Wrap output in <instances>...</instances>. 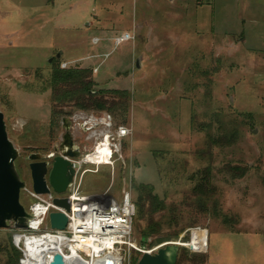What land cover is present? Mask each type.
Masks as SVG:
<instances>
[{"label": "rangeland", "instance_id": "1", "mask_svg": "<svg viewBox=\"0 0 264 264\" xmlns=\"http://www.w3.org/2000/svg\"><path fill=\"white\" fill-rule=\"evenodd\" d=\"M124 32L135 40L115 46ZM55 58L67 68L97 69L96 90L130 94L126 116L100 112L132 129L123 159L85 166L99 171L81 187L113 197L130 190L137 206L135 187L151 185L165 202L164 211L151 215L147 206L143 219L134 217L137 250L125 264L175 243L183 245L177 264H197L194 256L264 264V0H0V113L19 153L27 210L34 203L29 157L54 153L66 134L63 120L93 112L67 104L60 109L67 115L53 122ZM70 133L83 152L84 137L72 126ZM233 133L228 143L207 141ZM207 167L216 190L208 199L193 194ZM13 228L0 229V264H19ZM199 231L208 247L192 249Z\"/></svg>", "mask_w": 264, "mask_h": 264}, {"label": "built area", "instance_id": "2", "mask_svg": "<svg viewBox=\"0 0 264 264\" xmlns=\"http://www.w3.org/2000/svg\"><path fill=\"white\" fill-rule=\"evenodd\" d=\"M134 40L135 35L124 32L113 41L118 47ZM98 43L99 40L95 39L94 44ZM68 65L62 64V68L66 69ZM93 72L96 74L98 70ZM71 123L72 129L84 137L83 156L74 162L79 165L74 184L64 195L53 190L48 195H37L33 188L27 190L34 200L27 210L31 216L28 229L13 228L12 236V243L21 254L19 264H52L57 254L63 256L65 264H107L110 261L125 264L126 257L132 250H137L133 241L137 206L131 191L125 190L119 197L107 193L88 195L81 191V187L87 173L99 171L84 169L85 166H111L123 159V145L131 137L132 129L117 124L111 114L99 112L76 113ZM93 155L105 158L92 161L90 157ZM58 198L70 201V212L54 204ZM53 212L64 213L68 217L65 231L51 229L49 217ZM46 245L50 247L47 252L42 249ZM200 246L204 248L200 242L194 249Z\"/></svg>", "mask_w": 264, "mask_h": 264}, {"label": "water", "instance_id": "3", "mask_svg": "<svg viewBox=\"0 0 264 264\" xmlns=\"http://www.w3.org/2000/svg\"><path fill=\"white\" fill-rule=\"evenodd\" d=\"M137 67L141 68L140 59ZM63 124L66 134L49 157L51 162L45 161L41 154L29 157L33 191L37 195H48L51 190L64 195L74 184L79 169L74 162L81 159L83 153L70 133L72 123L64 119ZM18 157V151L8 137L5 116L0 113V229H8L14 224L17 230H27L31 218L21 203V192L26 189V183L21 181L15 167ZM54 204L66 212L71 210V203L66 198H58ZM49 219L51 229L56 231H65L69 223L68 217L60 212L51 213ZM182 246L175 243L159 249L156 254L145 252L138 264H177ZM52 264H65L63 256L55 255Z\"/></svg>", "mask_w": 264, "mask_h": 264}, {"label": "trees", "instance_id": "4", "mask_svg": "<svg viewBox=\"0 0 264 264\" xmlns=\"http://www.w3.org/2000/svg\"><path fill=\"white\" fill-rule=\"evenodd\" d=\"M51 79L49 81V88L51 90V101L53 103L52 116L53 122L56 121L57 115H67L60 109L67 104H74L79 111H121L124 116L129 112L130 94L124 90H96L97 84L95 83L93 76L94 72L91 68H79L70 67L63 69L62 64L58 59L51 61ZM110 97L112 101L107 99ZM209 144H220L223 142H231L236 138V134L232 136L221 135L215 137L208 135ZM240 169L239 167H237ZM198 184L193 190V194L197 197L202 196L208 199L210 194L215 192L214 188H211L210 179L212 178V168L207 167L200 170L196 174ZM135 190L139 194V200L137 202V215L141 219L145 217L146 208L149 206V212L153 215L156 212L165 210V202L160 199L157 194H154L155 189L151 185H140L135 187ZM203 213L208 212L207 203L203 204ZM227 222V221H226ZM226 224V223H225ZM194 243L190 246L194 249L198 243H202L205 249L207 242V233L199 232L194 238ZM20 256L21 254L17 252ZM12 258V257H11ZM13 258L9 259L7 264H12ZM197 264H207V258L204 256H194L192 258ZM18 263V262H17Z\"/></svg>", "mask_w": 264, "mask_h": 264}, {"label": "bare ground", "instance_id": "5", "mask_svg": "<svg viewBox=\"0 0 264 264\" xmlns=\"http://www.w3.org/2000/svg\"><path fill=\"white\" fill-rule=\"evenodd\" d=\"M98 158H99V159L102 158V160H103L105 157H103V156H102V157H98L97 155H93V156L90 157V159H91L92 161H96V160H98ZM42 249H43L45 252H47V251L50 249V247H49V245H46V246H43Z\"/></svg>", "mask_w": 264, "mask_h": 264}, {"label": "flooded vegetation", "instance_id": "6", "mask_svg": "<svg viewBox=\"0 0 264 264\" xmlns=\"http://www.w3.org/2000/svg\"><path fill=\"white\" fill-rule=\"evenodd\" d=\"M82 150H83V147H82ZM54 153H52V154H50V155H44L43 157L45 158V161H47V162H51L50 160H49V157L51 156V155H53ZM31 164V163H30Z\"/></svg>", "mask_w": 264, "mask_h": 264}, {"label": "crops", "instance_id": "7", "mask_svg": "<svg viewBox=\"0 0 264 264\" xmlns=\"http://www.w3.org/2000/svg\"><path fill=\"white\" fill-rule=\"evenodd\" d=\"M147 57H148V54H147V56H146V54H145V55L143 54V61H144V62H145V60H147ZM144 62H143V63H144ZM89 68H90V67H89ZM92 69L94 70L95 68H92ZM96 74H97V73H96ZM96 74H95V75H96ZM199 232H201V234H202L204 231H199Z\"/></svg>", "mask_w": 264, "mask_h": 264}]
</instances>
